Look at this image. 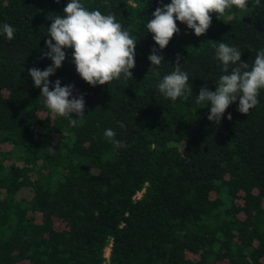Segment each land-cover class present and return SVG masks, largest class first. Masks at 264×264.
I'll use <instances>...</instances> for the list:
<instances>
[{"label": "trees", "instance_id": "16d2710c", "mask_svg": "<svg viewBox=\"0 0 264 264\" xmlns=\"http://www.w3.org/2000/svg\"><path fill=\"white\" fill-rule=\"evenodd\" d=\"M68 2L0 0V26L15 29L12 40L0 34V264H103L106 246L107 264H264V89L247 115L237 98L220 124L195 103L225 74L220 42L250 67L264 49V0L210 14L199 37L177 21L163 50L146 24L171 0H81L113 14L137 45L132 78L95 87L65 49L49 80L84 95L75 127L50 115L28 73L52 64L47 28ZM177 57L193 93L173 102L158 84ZM109 128L127 147H113Z\"/></svg>", "mask_w": 264, "mask_h": 264}, {"label": "clouds", "instance_id": "9594fccd", "mask_svg": "<svg viewBox=\"0 0 264 264\" xmlns=\"http://www.w3.org/2000/svg\"><path fill=\"white\" fill-rule=\"evenodd\" d=\"M59 2V0H57ZM260 0H255L258 6ZM248 0H171L169 4L157 7L152 13V19L147 21L146 29L160 50L165 49L174 34L179 32L177 21L186 24L199 37L209 29L215 13L220 19L227 10L235 7L246 9ZM47 28V51L42 58L52 61V64L40 70H28L34 87L40 89L43 104L53 117H68L72 127L77 126V119L85 114L84 95L73 97L74 85L61 86L57 79L54 84L49 80L66 59L65 49L72 50V62L78 75L90 86H103L113 80L132 78L135 68V49L137 42L122 25L116 21L113 14H102L99 10H88L81 0H69L63 10V15H55ZM15 29L5 23L0 26V34L8 40L14 38ZM241 51L235 47L220 42L215 48V56L223 65L224 75L216 82V90L207 87L200 89L195 103L210 106L207 119L220 124L226 110L237 101V111L247 115L250 109L258 104L260 91L264 89V49L258 51L249 66L241 60ZM153 66L159 67L164 60L163 55L152 48L148 57ZM231 71H229V67ZM175 70L164 76L158 84V92L165 99L173 102L177 99L187 101L192 95L189 76L181 71L180 57L176 58ZM155 70V69H153ZM50 84L52 90H50ZM232 119L231 114L227 117ZM123 127V125H121ZM113 129H106L104 136L114 148H125L127 145L115 139Z\"/></svg>", "mask_w": 264, "mask_h": 264}, {"label": "built area", "instance_id": "2783aa9c", "mask_svg": "<svg viewBox=\"0 0 264 264\" xmlns=\"http://www.w3.org/2000/svg\"><path fill=\"white\" fill-rule=\"evenodd\" d=\"M109 251H110L109 246H106V247H105V252H104L105 262H104L103 264H107V263H108Z\"/></svg>", "mask_w": 264, "mask_h": 264}, {"label": "rangeland", "instance_id": "374dc122", "mask_svg": "<svg viewBox=\"0 0 264 264\" xmlns=\"http://www.w3.org/2000/svg\"><path fill=\"white\" fill-rule=\"evenodd\" d=\"M138 196L140 195V193L137 194Z\"/></svg>", "mask_w": 264, "mask_h": 264}]
</instances>
